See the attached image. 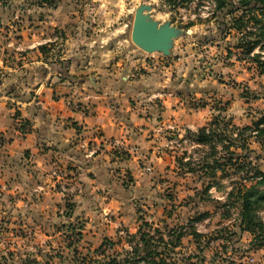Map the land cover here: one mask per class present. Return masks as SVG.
<instances>
[{"label":"rangeland","instance_id":"obj_1","mask_svg":"<svg viewBox=\"0 0 264 264\" xmlns=\"http://www.w3.org/2000/svg\"><path fill=\"white\" fill-rule=\"evenodd\" d=\"M142 4L152 6L154 20L170 21L184 31L175 40L181 53L178 58L175 56L179 69L173 75L205 81L193 82V88L210 89V93L187 102L192 107L207 105L208 123H214L212 128L223 142L217 143L216 136L212 149L210 145H198L183 129L166 130L162 137L170 143L159 150L171 159L156 164V172L147 175L145 188L134 187L126 173L123 178L114 179L127 192L123 205L127 207L129 222L116 223L120 216L102 207L110 203V195L103 194L106 192L102 189L86 192L82 187L81 193L80 188L72 189L64 194V214L72 221L64 225L60 222L61 227L50 229L49 235L56 242L47 251L30 250L28 241L22 243L17 238L24 240L29 233L7 226L9 217L2 215L0 264H126L127 260L128 264H144L132 259L136 246L132 237L141 230L155 236L154 240H163L160 248H165V264H264V248L253 246L252 235L238 227L240 209L232 196L238 188L249 185L244 180L246 170L240 168L242 162L255 163L258 156L264 160V135L253 131L264 115V75L252 60L255 55L264 60V39L250 53L246 46L247 42L258 40L256 35L264 28V15L258 11L219 15L217 0H31L28 5L31 12H39L42 6L60 5L73 14L72 23L66 27L73 38L83 32L81 42L77 41L85 49L79 57L81 64H114L121 52L117 41L124 37L130 41L134 13ZM235 19L240 20L231 27ZM235 63L243 69H255L252 79L236 81L230 74L221 75L224 66ZM185 87L188 85L181 84L180 91L184 92ZM182 157V165H178L176 158ZM228 158L234 160L226 162ZM214 160L224 166L203 165ZM60 169L57 171H63ZM59 183L67 189L73 184L66 177ZM74 201L86 208L69 213ZM145 222L154 229L142 227ZM179 233L183 236L176 244ZM95 234L99 236L92 237ZM59 238L65 244L60 245Z\"/></svg>","mask_w":264,"mask_h":264},{"label":"crops","instance_id":"obj_2","mask_svg":"<svg viewBox=\"0 0 264 264\" xmlns=\"http://www.w3.org/2000/svg\"><path fill=\"white\" fill-rule=\"evenodd\" d=\"M30 1L0 0V219L8 215L7 226L29 233L17 238L28 241L30 250L47 251L56 242L50 229L72 221L56 183L66 177L73 182L69 191L102 189L110 195L102 207L120 216L116 223L129 222L127 192L114 179L126 173L134 187L145 188L156 164L171 159L159 150L170 143L162 133L210 124L207 105L187 102L210 89L194 90L193 82L205 81L173 75L181 53L176 41L164 56L145 53L124 37L117 41L121 52L114 64H81L83 32L73 38L66 27L73 14L60 5L31 12ZM254 70L235 63L221 75L249 81ZM181 84L188 85L184 92ZM69 102L81 110L72 111ZM260 158L254 161L264 172ZM57 168L61 179L54 177ZM71 208L76 213L86 206L74 201Z\"/></svg>","mask_w":264,"mask_h":264},{"label":"trees","instance_id":"obj_3","mask_svg":"<svg viewBox=\"0 0 264 264\" xmlns=\"http://www.w3.org/2000/svg\"><path fill=\"white\" fill-rule=\"evenodd\" d=\"M216 11L219 15L225 16L232 15V13L236 11H242L244 14L258 11L264 15V0H239L237 4H233L232 0H217ZM240 19L233 20L231 27H234ZM256 37H258V40L247 42L246 44L249 53L253 51L252 49L256 45L261 43L260 41L262 39H264V28L263 30L261 29L259 35H256ZM262 48L264 49V45ZM259 58L261 59L262 57L255 55L252 60L255 62L259 73L264 75V60L261 61ZM213 125L214 123L211 122L207 127L200 128L196 132L187 131V134L188 136L194 137L198 145H210L212 148L216 136L218 138L217 143L223 142V138L219 137L212 128ZM256 126H258V128L253 131H255L258 136L264 135V127L260 128V126H264V115L260 118L259 122L256 123ZM183 159V157L176 158L178 165H182ZM233 160L232 158H228L226 162H232ZM209 163L210 164L203 165L209 167L214 165L216 168L224 166V163L216 160ZM240 168L243 171L244 169L246 170L244 180L248 182L249 185L238 188L237 191L232 194L234 197L233 203H236L240 209L238 227L242 232L246 231L252 235L254 238L253 246L261 248L264 247V172L258 168L256 163L252 161L249 162L248 160L242 162ZM200 219L201 218H197L196 220ZM147 225L148 224L145 222L142 224V227ZM148 226L150 229H154L152 225ZM154 232L160 233L157 230H154ZM194 234L197 235L196 233ZM182 236L183 235L180 233L175 236L176 244L177 240ZM154 237L155 236H152L149 232H142V230L138 231L137 235L135 234L132 237V239L136 240V246L132 249V259H137L138 263L143 262L144 264H165V248L164 250L160 248V244L163 240H154ZM126 262V264H128V260ZM107 264H113V261Z\"/></svg>","mask_w":264,"mask_h":264},{"label":"water","instance_id":"obj_4","mask_svg":"<svg viewBox=\"0 0 264 264\" xmlns=\"http://www.w3.org/2000/svg\"><path fill=\"white\" fill-rule=\"evenodd\" d=\"M151 5L142 4L134 13L130 40L143 52L160 53L170 56L174 41L184 34V31L171 24L170 21L160 23L151 16Z\"/></svg>","mask_w":264,"mask_h":264},{"label":"built area","instance_id":"obj_5","mask_svg":"<svg viewBox=\"0 0 264 264\" xmlns=\"http://www.w3.org/2000/svg\"><path fill=\"white\" fill-rule=\"evenodd\" d=\"M69 106H70V108H71L72 111H79V110H81V106H80V104L78 102H69ZM90 155H87V157H89ZM147 171H150V168H147ZM54 177L61 179L60 171H55L54 172ZM58 190L61 193H63V194H66L69 191V189H67L66 186L63 185L62 183H58Z\"/></svg>","mask_w":264,"mask_h":264}]
</instances>
